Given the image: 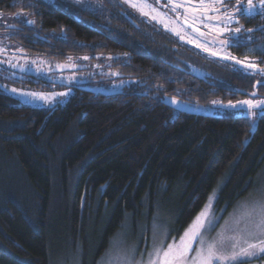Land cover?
<instances>
[{
	"label": "trees",
	"instance_id": "obj_1",
	"mask_svg": "<svg viewBox=\"0 0 264 264\" xmlns=\"http://www.w3.org/2000/svg\"><path fill=\"white\" fill-rule=\"evenodd\" d=\"M103 1L106 8L90 10L66 0H0V19L15 27L8 38L22 55H110L119 78L134 81L107 96L76 88L51 108L0 90V264H57L61 240L81 251V264L88 253L94 264L144 208L153 214L167 203L180 232L220 181L214 208L226 214L264 167V115L251 125L242 114L206 111L239 99L234 89L251 92L255 78L211 56L202 63L199 49L153 23L135 29L117 0ZM250 37L264 50V27ZM0 73L9 70L0 65ZM2 80L43 92L67 86L24 73ZM257 91L264 96V86ZM165 98L200 114L172 110Z\"/></svg>",
	"mask_w": 264,
	"mask_h": 264
},
{
	"label": "rangeland",
	"instance_id": "obj_2",
	"mask_svg": "<svg viewBox=\"0 0 264 264\" xmlns=\"http://www.w3.org/2000/svg\"><path fill=\"white\" fill-rule=\"evenodd\" d=\"M52 2V0H45ZM67 2L76 6L90 9L100 10L106 8L107 5L103 0H66ZM127 9L138 14L147 23H153L161 27L165 32H168L176 37H183V40L191 41L188 35L184 32L183 23L184 16H189L195 19L194 22H189L193 27H197L196 23L210 22L203 13H194L195 10L201 9L200 1L197 0H173L174 3L182 5L173 10V4L169 0H147V2L156 9V12H149L148 15L142 14L138 8L131 6L133 3H141L142 0H117ZM247 1V0H246ZM254 4L258 5L259 0H253ZM213 3V1H212ZM212 3L204 0L205 5ZM200 5V6H198ZM145 11H149L145 9ZM256 11H264L257 7ZM159 13V15H157ZM184 14V15H183ZM180 15H183L180 16ZM21 14L17 15V17ZM156 18L153 19L152 17ZM163 19V22L161 20ZM223 27L229 28L230 22H220ZM222 28V25H219ZM0 25L5 27V30H0V65L9 70L7 73H0L3 78L11 79L17 76L18 73L33 74L35 77L44 79L53 83L67 85L60 90H51L49 92L28 90L13 86L6 81H0V90L6 94L19 99L26 105L36 106L42 108H51L57 104H63L75 91V89H90L99 92H119L128 85L133 84L132 79L119 78L117 68H113V56L98 55L93 58H76L68 59L66 61H52L43 56L22 55L20 47L13 43L8 36V26L6 19H0ZM167 25V27H165ZM183 28V30H182ZM179 33L177 35L176 33ZM190 34V33H189ZM192 36H196L191 34ZM210 38V37H209ZM209 45L206 49L221 51V45H217L218 41L208 39ZM228 52H225L226 55ZM230 58V56H228ZM228 58V59H229ZM231 60V59H230ZM241 61L240 59H237ZM235 61V60H234ZM243 61H246L243 60ZM242 62V61H241ZM243 71L242 69H240ZM245 74L246 71H243ZM256 82H264V73H249ZM12 89L16 91L13 92ZM65 93L66 95H60ZM244 100L264 101V96L257 97L240 96L239 99L232 102H211L207 107L208 113L214 112H228L235 114H242L250 120L251 125L255 124L256 115H264V106L260 108L249 109L247 105H241L239 102ZM230 105H236L231 107ZM253 188L248 191L245 196L239 199L235 205L224 214L223 210L215 212L214 203L220 189L222 181H220L213 190L209 193L203 207L187 225V227L180 232L173 230L174 212L170 210L167 203L154 206L153 214H149L148 208H144L139 218L132 222L126 221L123 228L114 236L107 250L94 264H148L151 253L156 249L166 248L173 240L179 241L184 235L193 221L205 210L206 206H210L209 220L213 221L214 228L206 230L203 234L205 240V247L208 243L218 240V234H224V242L219 245V253L226 257V264H264V252L255 250L254 255L240 256L235 260L227 259L232 253L239 252L240 248H247L249 243L259 244V241L264 239V235L258 228L255 227L259 217L254 215L250 221L242 222L237 226V219L243 206L252 205L253 202H264V167L256 174ZM211 197V199H210ZM238 241L235 248L232 246V239ZM193 249L199 247L198 244L193 243ZM86 264L92 263V254L88 253ZM59 259L57 264H81V251L68 240H61L58 251ZM195 255V251L189 254ZM152 258H155L154 256Z\"/></svg>",
	"mask_w": 264,
	"mask_h": 264
},
{
	"label": "snow or ice",
	"instance_id": "obj_3",
	"mask_svg": "<svg viewBox=\"0 0 264 264\" xmlns=\"http://www.w3.org/2000/svg\"><path fill=\"white\" fill-rule=\"evenodd\" d=\"M170 3L173 4V10L182 5L176 4L173 0H169ZM218 3H222L223 0H217ZM201 7L205 10L210 7L209 5L204 4V0H200ZM132 7L138 8L142 14L148 15L149 12H156V9L150 5L147 0H142L141 3H133L131 4ZM257 7L259 9L264 10V0H259V4L256 5L253 3V0H247V5H243L239 3L237 0L236 9L241 12L242 15H251L253 14ZM148 9L149 11H145ZM159 15V13H157ZM153 19L156 17L153 16ZM228 20L231 22L239 23V19L233 15L228 16ZM28 23H32V21H27ZM163 22V19L161 20ZM187 22V19L185 20ZM167 27V25H165ZM198 30V29H197ZM241 27H236L232 31L235 33L241 32ZM217 31H221L217 29ZM251 31V29H248ZM179 35V33H176ZM183 39V37H181ZM207 51V49H205ZM212 55H217L216 52H212ZM225 59L229 57L225 56ZM237 64L243 63V67L248 69H257V65L254 63H245L239 60H236L235 57H231ZM259 72L264 73V69H258ZM15 92V89H12ZM60 95H66L65 93H60ZM252 95H255L253 93ZM241 105H247L249 109L252 108H260L264 106V101H256L253 102L252 100H244L239 102ZM231 107H236V105H230ZM211 199V197H210ZM210 215V206H206L205 210H202L201 213L196 217L193 221V224L189 226L184 233V235L179 239V241L173 240V242L167 245L166 248L163 249H156L154 253L149 254L150 258L148 260V264H226V257L223 254L219 253V245L223 244L224 242V234H218V240L212 243H208L205 247V240L203 238V234L206 230H211L214 228L213 221L209 220L208 217ZM256 215L259 217L258 222L256 223L255 227L258 228L261 232V235H264V202H253L252 205L243 206L240 215L236 221L237 226L242 222H247L252 219V217ZM233 243L232 246L235 248L238 244V241L235 237L231 238ZM196 243L199 245L195 250L193 249L192 245ZM259 250L260 252H264V239L259 241V244L249 243L247 248H240L239 252H233L230 257L227 259L235 260L240 256L245 255H254L255 250ZM195 251L194 256H190L189 254ZM155 258H152V257Z\"/></svg>",
	"mask_w": 264,
	"mask_h": 264
},
{
	"label": "flooded vegetation",
	"instance_id": "obj_4",
	"mask_svg": "<svg viewBox=\"0 0 264 264\" xmlns=\"http://www.w3.org/2000/svg\"><path fill=\"white\" fill-rule=\"evenodd\" d=\"M198 1H200V0H198ZM206 1H210V0H206ZM211 3H212V1H211ZM239 3L243 4V5H247L246 0H239ZM236 5H237V0H223L222 3H218L217 0H213V3L211 5H209L210 7H208L206 10L205 9L204 10H201V9L195 10L194 11L195 14H197L198 12H202L203 13L202 17L204 18L205 16H207V18L210 22H202L201 24L196 23L197 25H199L196 27L199 29V31H195V32L190 31L183 24L184 32L188 35L189 39L191 37L194 39L193 43H191V41H186V40H183L182 38L176 37L175 35H172L168 32L167 33L169 35H172L173 37L179 39V41L185 42L191 48L199 49V51H200L199 58H200V60H202V63H204L205 60L209 56L213 57L217 61L228 60V59H225L224 57L230 56L229 60L231 59L230 60L231 62L234 61L231 57H235L236 60L240 59L241 57L242 58L245 57V59H246L245 63H249V62L254 63L257 65V69L245 68V67H243V63L237 64L234 61L235 65H237V67L242 69L243 71H246L247 72L246 74H248V75H250L249 74L250 72L261 73L258 71V69H264V50L257 51L259 48H262V47H259V46L254 47L253 45H250L254 41H258L259 39L258 38L253 39L251 37L248 39V36L255 34L257 31L259 32V30L261 31L263 29L264 25L259 23V22H260V20L264 19V16L261 15L262 12H264V11H255L251 15H242L241 12L236 9ZM122 6H123V10L120 11V13H125V14L129 15L137 25H138V23H147L138 14L127 9L126 6H124V5H122ZM198 6H200V5H198ZM183 15H180V16L183 17ZM229 15H233V16L237 17L239 19V23L237 24L235 22L229 21L228 20ZM183 18H184V22L187 19L186 23H188V24L190 21L191 22L195 21V19H192L191 17L186 16V15ZM253 19L257 21L254 26H252V24H251ZM227 21L230 22L229 28L223 27V24L220 23V22H227ZM217 23H220L219 25H222V28H220L218 25H216ZM236 27H241L242 30L240 33H235L234 31H232ZM183 28H182V30H183ZM258 28H260V29H258ZM217 29H219L221 31H217ZM248 29H251V31H254V32L248 31ZM255 30H257V31H255ZM191 34L197 35L198 37L192 36ZM208 39L213 40V41H218L217 45H221V47L223 49L221 51H215V50H209V49H207V51H205V49H206L205 47L209 45ZM212 52H216L217 55H215V56L212 55L211 54ZM225 52H228V53L226 55H224ZM231 52H233V53L231 54ZM234 53H236V54H234ZM238 54H241V56L238 57L237 56ZM232 64H233V62H232ZM243 71H241V72H243Z\"/></svg>",
	"mask_w": 264,
	"mask_h": 264
},
{
	"label": "water",
	"instance_id": "obj_5",
	"mask_svg": "<svg viewBox=\"0 0 264 264\" xmlns=\"http://www.w3.org/2000/svg\"><path fill=\"white\" fill-rule=\"evenodd\" d=\"M123 18L131 25L133 26L135 29H138V25L134 22V20L127 14L125 13H120ZM75 20L77 22H80L82 23V21H80L79 19L75 18ZM84 24V23H82ZM184 26L189 29L190 31H199L198 28L196 27H193L191 26L190 24L188 23H183ZM85 25V24H84ZM89 28H91L90 26L88 25H85ZM8 30H12V29H15V27L13 26H8L7 27ZM198 29V30H197ZM260 29V28H258ZM257 29V30H258ZM255 30V31H257ZM251 32H254V31H251ZM223 62H228V63H232L235 65L234 61H230L229 59L228 60H224ZM237 66V65H236ZM190 74L197 80H200V81H203L204 83H207L209 85H212L209 81H207L206 79V73L202 70H200L199 68L197 67H194V66H191L190 68ZM260 86H264V82H255L254 85L252 86V91L251 92H247V91H244V90H241V89H234V92L240 96H247V97H257L259 94H258V91H257V88L260 87ZM84 91L86 92H90V93H96V94H101L103 96H107V95H112V94H116V92H99V91H95V90H90V89H83ZM253 93H255V95H252ZM162 103L169 107L170 109L172 110H175L179 113H183V114H188V115H198L200 114L199 111H195L193 110L192 108L186 106L185 104H182L181 102H178L174 99H171V98H165Z\"/></svg>",
	"mask_w": 264,
	"mask_h": 264
}]
</instances>
